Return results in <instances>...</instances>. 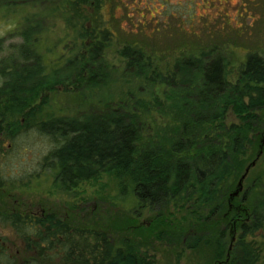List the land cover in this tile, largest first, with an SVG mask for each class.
<instances>
[{
    "label": "trees",
    "instance_id": "trees-1",
    "mask_svg": "<svg viewBox=\"0 0 264 264\" xmlns=\"http://www.w3.org/2000/svg\"><path fill=\"white\" fill-rule=\"evenodd\" d=\"M13 1L4 7L21 13L24 28L14 30L22 37L15 51L0 57V155L36 129L54 144L40 164L55 170L56 187L76 190L107 174L151 215L149 225H138L112 210H27L9 203L7 187L18 179L0 170V223L28 253L17 259L1 237L0 264H157L152 238L164 241L176 262L205 246L213 264H264V238L256 240L264 232V178L253 174L264 152V56L248 51L234 81L214 48L185 42L195 52L180 49L164 64V51L148 42L152 31L109 25L105 10L128 7L123 0H59L52 9L65 34L46 44L42 18L49 11L34 9L42 0H24L20 8ZM111 44L127 71L161 86L160 96L126 94L127 101L80 117H35L50 92L103 83ZM156 107L172 126L145 139L139 110ZM230 113L236 122H226Z\"/></svg>",
    "mask_w": 264,
    "mask_h": 264
},
{
    "label": "rangeland",
    "instance_id": "rangeland-1",
    "mask_svg": "<svg viewBox=\"0 0 264 264\" xmlns=\"http://www.w3.org/2000/svg\"><path fill=\"white\" fill-rule=\"evenodd\" d=\"M11 1L13 0H0V57H8L22 40L20 35L14 33V30L24 28L21 13L6 11L10 5L4 7ZM22 1L24 2L14 0L13 2L18 5L14 7L20 8ZM58 1L50 3V0H42L34 4L35 10L47 8L49 11L42 18L45 28H49L46 44L65 34L60 12L58 9L56 11L52 9L61 2ZM123 2L129 3L128 7L120 6L113 11L110 8L105 10L109 25L117 22L119 23L117 28H126V31L129 28L140 32L141 29L152 31V38L148 42L164 51L163 56L166 57L164 64L177 56L181 52L180 49L191 50L184 47L185 42L190 46L204 47L205 50L214 48L212 54H218L226 60L227 77L234 81L248 51H257L264 56V0H123ZM135 35L138 36L137 33ZM120 38L126 40L130 35L123 33ZM117 49L116 44H111L104 52L103 62L107 73L103 83L80 90L50 92L46 104L35 117L37 119L58 115L80 117L101 109L107 102L115 104L122 100L127 101L126 94L145 98L151 95L160 96L161 86L144 84L125 69V61L119 56ZM40 51L43 53L46 51L44 46H40ZM159 111L157 107L152 108L150 113L139 110L145 139L154 136L156 131L163 133L172 126L166 125V118ZM237 120L232 113L226 117V122ZM6 145L7 142L4 140L3 146ZM53 146L48 135L31 129L14 141L10 150L0 155V170L18 179V184H10L7 187L9 203L13 202L22 207L32 204L56 206L64 210L73 207L75 212L81 213L95 211L105 213L112 210L114 214L120 215V218H131L135 224L149 225L151 212L138 207L131 194H121L116 180L107 174L94 181L82 182L76 190L67 192L56 187L55 170L43 168L40 164L42 157ZM258 160L259 164L253 174H262L264 178V152ZM0 235L6 237L9 251L17 259L23 254H28L24 251L21 239L8 225L0 223ZM263 238L264 232L262 236H256L257 242ZM149 243L157 247V264H213L211 251L205 246L184 251L176 262L174 253L164 241L152 238ZM262 255L264 256V251Z\"/></svg>",
    "mask_w": 264,
    "mask_h": 264
},
{
    "label": "flooded vegetation",
    "instance_id": "flooded-vegetation-1",
    "mask_svg": "<svg viewBox=\"0 0 264 264\" xmlns=\"http://www.w3.org/2000/svg\"><path fill=\"white\" fill-rule=\"evenodd\" d=\"M2 140H4V138L2 139ZM3 143V142H2ZM17 205V204H16ZM43 207L44 206H33V204L32 205H27L25 208H27V210H36V209H40V210H42L43 209ZM1 237H4V238H6L5 236H2V235H0V238ZM6 241H7V239H6ZM7 246L9 247V245H8V241H7Z\"/></svg>",
    "mask_w": 264,
    "mask_h": 264
},
{
    "label": "water",
    "instance_id": "water-1",
    "mask_svg": "<svg viewBox=\"0 0 264 264\" xmlns=\"http://www.w3.org/2000/svg\"><path fill=\"white\" fill-rule=\"evenodd\" d=\"M253 163H254V162H253ZM247 172H248V169L245 171V173L243 174L242 178L245 177V175L247 174Z\"/></svg>",
    "mask_w": 264,
    "mask_h": 264
}]
</instances>
